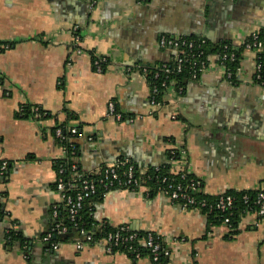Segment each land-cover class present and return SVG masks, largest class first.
Instances as JSON below:
<instances>
[{"label": "crops", "instance_id": "1", "mask_svg": "<svg viewBox=\"0 0 264 264\" xmlns=\"http://www.w3.org/2000/svg\"><path fill=\"white\" fill-rule=\"evenodd\" d=\"M253 30L264 31V0H0V160L11 164L9 179L0 175L7 214L0 264H156L98 243L78 249L73 238L56 250L44 242L55 224L51 210L61 206L54 163L66 156L53 129L65 122L79 128L74 142L84 174L128 158L147 171L184 167L207 195L264 189V87L253 81L252 51H242L235 80H226L212 58L182 93L170 85L159 107L139 67L173 61L175 51L160 44L164 35L239 43ZM94 54L108 57L102 73ZM111 101L124 121L107 115ZM26 106L32 113L24 117ZM37 107L51 115L34 113ZM182 148L185 157L174 165L168 153ZM89 211L97 228L108 221L157 232L171 251L166 264H264V220L253 227L254 215L227 239L226 226L208 229L201 212L147 187L109 190ZM11 228L24 244H7Z\"/></svg>", "mask_w": 264, "mask_h": 264}, {"label": "built area", "instance_id": "2", "mask_svg": "<svg viewBox=\"0 0 264 264\" xmlns=\"http://www.w3.org/2000/svg\"><path fill=\"white\" fill-rule=\"evenodd\" d=\"M72 33L75 51L81 54L84 52V49L80 46L82 36L78 26L73 27ZM160 44L175 51L173 61L151 69L146 66H139L147 76L151 75V78H148L151 84V104L154 107H159L163 104L158 98L162 90H167L170 87L169 81L177 82L174 76L187 72L190 80H197L212 64H215L213 63V59L221 69L223 77L226 80L233 81L242 68L240 65L234 66V64L239 59L241 61L243 50L254 53L253 81L264 87V34L259 30L251 31L239 43L230 41L211 42L206 37L189 38L186 36L164 35L160 39ZM10 46V43H5L3 47L7 49ZM108 62L107 56L100 54L93 55V65L97 73L104 72ZM127 70L131 72L133 67L129 66ZM177 89L178 92L182 93L184 86H179ZM34 113L41 116L47 115L45 111L40 112V108L38 107L35 108ZM107 115L118 121L125 120V116L117 110L114 101L109 102ZM128 120L132 121L133 118L129 117ZM67 129L73 135H78L79 130L77 126L67 127ZM55 134L62 141L66 139L63 127L57 126ZM62 147L65 155H67L68 149L64 146ZM70 147L71 155L76 158L78 156L77 146L75 143H71ZM175 151L171 152V163L174 165L179 161H183L186 153L182 148L178 150L181 156L175 158ZM54 164L55 166L57 165L55 187L60 193L61 206L63 205L67 210V217L72 224V228L61 222H56L44 236V242L56 250L59 248L60 243L53 239L55 236L77 230L81 235L85 236V241L81 239L77 240L78 249H83L88 243L101 244L107 252H113L115 248L125 246V250L134 253L137 258H142L133 244L134 241L139 239L138 231L132 230L128 224L123 223L115 226L116 230L114 232H109L104 237L95 239L92 232L87 231L84 227L80 213L86 200L92 198L100 189L103 190L104 194L109 190L122 188L140 190L143 187H147L151 190V187L146 184V180L150 178L147 174L148 171L139 168L128 158H122L106 164L98 174L87 175L81 173L77 163L73 162L70 168L74 176L70 179H65V165L59 162H55ZM9 165L8 161L3 160L0 173L4 174ZM161 170L162 166L154 167L157 177L159 176L157 193L166 195L171 201L180 204L187 210L201 212L203 207L208 208V213L218 210L223 219L222 225L226 226L228 232L233 230L231 216L233 215L235 198L231 194L227 192L220 193L214 203H208L204 199L199 200L197 194L202 192L203 186L201 179L188 172L184 167L174 168L171 165L169 170L160 176ZM243 200L248 205L245 216L254 215L256 219L253 221L252 226H259L264 220V189H259L253 199H251L250 194H244ZM60 207H54L53 209V217L55 219L59 215ZM215 226L217 225L213 223L210 225L211 228ZM146 233V236L140 240L147 245L150 252L143 257H148L154 263L159 262L163 256L169 257L171 251L165 245L162 236L151 230L146 231Z\"/></svg>", "mask_w": 264, "mask_h": 264}, {"label": "trees", "instance_id": "3", "mask_svg": "<svg viewBox=\"0 0 264 264\" xmlns=\"http://www.w3.org/2000/svg\"><path fill=\"white\" fill-rule=\"evenodd\" d=\"M260 32L262 34H264V31H260ZM210 45H212V43H210ZM237 64L241 66L240 59H239V61L237 63L234 64V66H237ZM238 74H237V76H238ZM148 77L151 78V75L148 76ZM174 77L177 80V82L174 83V82L169 81V84L170 85H175V87H177V88L179 86H184L185 87L187 82L191 81L190 78H189V74L187 72H184L182 74H178V75H176ZM236 77H235V79H236ZM164 92H165V90H162V92H161V94H160V96L158 98L160 102H162V96H163ZM40 112H44V110L41 109ZM23 113L24 114H22V116H24V117L30 116L31 113H32L31 112V107L30 106H26L23 109ZM50 115H51L50 112H47V117L50 116ZM74 118H75V116L73 114L69 115V119H74ZM66 124H67V122L57 125V126L63 127V133H64L66 139L62 141L57 136H56V139L58 140V142L62 146L66 147L69 152L65 156V158H62V159H60L58 161H55V162H57V163L59 162V163L65 165L66 170L64 172V178L65 179H70L71 177L74 176L73 172L71 171V168H70L71 164L73 162H76L77 165H78L79 170H80V167H79V163L77 161L78 156L76 158H74L71 155L70 144L71 143H75L74 142L75 135H73L71 132H69V130L67 129V125ZM57 126L53 129L54 134H55V130H56ZM75 145L79 149V147H78V145L76 143H75ZM168 156L171 157V153H170V155L168 153ZM180 156H181V153L178 150H176L175 151V158H179ZM2 163H3V160H0V171H1ZM56 167H57V165L55 166V168ZM169 168H170V164L162 165L161 173H159V174H161L160 176H162L164 173H166L169 170ZM80 172H81V170H80ZM147 174L150 176V178L146 180V184L151 187L150 194H153V193L156 192V189H157V186H158V181H159V179H158L159 176L157 177V173H155L154 167H150L148 169ZM258 190L259 189H257V190H241V191H238V190H228V191H226L227 193L231 194L235 198L233 215L231 216L232 217L231 224H232V227H233L232 229L233 230H230V232H227V234L225 236L227 239H231L234 235L239 233L238 228H239L240 221L245 216L246 210L248 209V205L243 200V195L244 194H250L251 199H253L255 197L256 192ZM103 195H104L103 190L100 189L98 191V193L95 194L92 198L86 200V202L84 204V207H83V209L81 210V213H80L81 214V218H82V223L84 224V227L86 228L87 231L92 232L93 237L95 239H100V238L104 237L106 234H108L109 232H114L116 230V228L114 226H112L108 221L104 222V224L101 227L97 228L96 227V225H97L96 224V220H95V218L93 216V213L89 211V207H90L91 202L94 201V200L101 201L102 198H103ZM197 196H198L199 200L204 199L208 203H214L217 200V198H218V196L207 195V194H204L203 192L198 193ZM58 213H59V215H58V217L56 219H55V217H53L55 219V223L56 222H61L64 225L68 226L69 228H72V224L68 220V217H67V210L64 208L63 205L59 208V212ZM201 213L204 216H206V218H207V228L208 229H210V225L212 223L216 224V225L222 224V220L223 219L221 217L220 211L213 210L212 212L208 213V208L207 207H203ZM51 214L53 216V211L52 210H51ZM6 217H7V214H6V212H5L4 208H3L2 203H0V221L5 220ZM138 232H139V239L137 241H134L133 244H134V246H136L137 251L140 253L141 257H143V256H146L150 252L148 247H147V245L144 242H142V240H140V239H143L146 236L147 233H146V231H138ZM53 239L55 241H58V242H60V240H61L60 236H55ZM17 241H19L22 244L25 243V240L23 239L21 233L13 230L11 228L10 231H9V234H8V243L7 244L8 245H13ZM115 250L116 251L117 250L125 251V252L129 253L133 259H138L135 256L134 253L125 250V246H120L119 248H115ZM167 258L168 257H164V256L161 257L160 261L156 262V264H166L167 263Z\"/></svg>", "mask_w": 264, "mask_h": 264}, {"label": "water", "instance_id": "4", "mask_svg": "<svg viewBox=\"0 0 264 264\" xmlns=\"http://www.w3.org/2000/svg\"><path fill=\"white\" fill-rule=\"evenodd\" d=\"M10 166L11 165H9L8 169L5 171L4 174L3 173H0V175L1 176H5V177H7V179H9ZM69 238H73V239H77V240L78 239H81V240L85 241V236L84 235H81L80 232L77 231V230H72V231H70L68 233H64V234L60 235V239L63 240V241H65V240H67Z\"/></svg>", "mask_w": 264, "mask_h": 264}]
</instances>
